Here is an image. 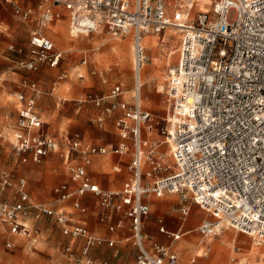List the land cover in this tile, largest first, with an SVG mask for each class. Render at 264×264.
Wrapping results in <instances>:
<instances>
[{
	"label": "built area",
	"instance_id": "2783aa9c",
	"mask_svg": "<svg viewBox=\"0 0 264 264\" xmlns=\"http://www.w3.org/2000/svg\"><path fill=\"white\" fill-rule=\"evenodd\" d=\"M0 1L12 8L19 21L33 22L27 47L11 43L6 48L19 57L16 62L26 71L36 73L45 66L60 65L63 52L46 30L66 11L69 33L75 31L76 38L103 29L114 36L131 35L134 73L133 93L127 102L121 98L124 90L119 83L106 94L85 92L77 101L98 111L99 124L120 112L121 142L83 147L77 133L63 136L64 158L74 161L68 166L71 183L55 187L53 201L31 198L23 177L10 170L0 172V194L13 189L12 199L0 198V224L7 235L29 237L33 229L24 222L29 217L54 219L63 235L83 241L79 256L70 245L63 248L74 263L96 264L90 250L102 244L112 247L115 239L90 234L62 206L71 200L73 209L86 213L78 199L93 194L99 223L107 224L110 232L130 230L136 249L133 264H176L177 256L167 246L152 240L146 245L142 231L150 215L146 199L176 194L183 202L176 208L181 219L189 215L191 203L211 214L213 219L197 227L202 235L226 225L264 243V0H209L210 11L194 14L196 0ZM172 28L181 36L172 52L176 59L168 69L171 115L162 126L154 120V130L164 138L147 139L142 133L153 116L139 101L140 74L149 61L143 39L158 35L165 39ZM19 85L21 90L12 94L17 107L9 143L16 162L38 163L60 145L45 130L37 111L38 82L25 76ZM163 143L170 148L171 162L162 156ZM108 153L129 157L130 178L118 189L100 187L86 169L91 156ZM115 216H119L116 221ZM156 222L158 231L171 241L181 236L179 231L168 230L162 218ZM5 246L12 248L13 243L6 240Z\"/></svg>",
	"mask_w": 264,
	"mask_h": 264
},
{
	"label": "rangeland",
	"instance_id": "374dc122",
	"mask_svg": "<svg viewBox=\"0 0 264 264\" xmlns=\"http://www.w3.org/2000/svg\"><path fill=\"white\" fill-rule=\"evenodd\" d=\"M210 9L209 0H196L192 14L196 11L208 12ZM0 15L3 19L2 27L6 29L0 34V47L9 41L23 45L28 37V26L13 16L8 4H0ZM64 26L62 30L70 39L64 46L57 40L62 36V32L57 31L50 34L55 40L56 46L64 51L65 60L58 69L46 68L36 75L41 88V94L37 100L38 110L49 132L56 137L64 132H77L85 143H114L117 140V135L112 123L107 122L105 125L99 126L96 121L98 111L89 103H84L78 108L75 100L83 97V94L88 91L99 95L104 94L116 83H122L123 88L127 89L125 95H132L131 89L134 86L132 36H114L103 29L76 38L71 35L68 36L67 26ZM52 29L57 30L56 28ZM180 36L181 34L178 33L177 29L172 28L167 31L165 39H162V35L149 36L152 37V44L146 36L143 39L147 46L145 53L149 61L146 63L148 67L145 70L148 80L144 85H141L140 95L144 99L141 107L153 116L142 133L144 138L159 140L164 138L160 135V131L154 130L156 126L154 120L158 121L157 126H162L168 123V118L171 115L172 109H169V106L172 101L169 96L168 69L176 59V52L174 54L172 52L178 46ZM123 42L126 44L124 47ZM170 50L172 51L168 55ZM84 54L86 55V63L82 65L80 59ZM3 71H5L4 77L7 80L4 82L5 85L0 88V133L3 137H0V172L10 170L25 177L32 197L44 202H51L54 199L53 187L61 181L69 180L68 163H63V158L58 152L62 150L61 147L58 148V151L48 154L39 163L19 164L12 157L9 142L13 139L12 127L16 113L13 109L14 105L9 102V99H12L10 94L18 90L17 81L23 75V71L18 69L10 59L3 60L0 58V72ZM62 72H65L66 76L58 79ZM79 74H82L83 77L81 78ZM141 74L143 77V71ZM160 84L164 85L162 91L158 90ZM150 123L152 127L148 128ZM160 150L164 160L171 162L168 144L163 143ZM97 158L102 159L101 173L111 176L113 179L116 173L112 171L109 155ZM121 182L122 179L120 178L119 185ZM12 193V188L6 189L0 194V198L9 199ZM156 200L168 202L165 207L159 204L153 205L152 214L148 219L151 218L156 221L157 215H163L169 223V228L176 229L178 224V212L176 211L179 206L178 195H164V197ZM191 209L193 211L197 209V206L191 203ZM202 218L213 219L209 212L201 209L192 224ZM31 222L32 219H28V223ZM35 224L39 228L38 233L32 234L30 239L16 237L15 246L12 248L5 246V227L0 224V264H71L68 260L69 255L63 251L67 239L62 235L60 226L48 219H43ZM153 228L156 231V227ZM225 228L223 227V232L218 238L220 240L225 239L224 244L228 245L230 249L233 246L243 245V252L247 254L250 252L247 261L255 259L259 253V247L264 249V243L253 245L251 236L237 232L231 227ZM146 229L150 230L149 227ZM147 233L148 235L154 234L150 231ZM189 237L190 235L184 236L178 242ZM200 238L198 236L196 243ZM234 238H242L243 242L237 243L236 240H233ZM183 246L176 245V249ZM193 256L194 252L191 250L186 256L185 264H204L201 258H196L194 262L190 263V258ZM255 260L261 261L259 256ZM245 264H247L246 261Z\"/></svg>",
	"mask_w": 264,
	"mask_h": 264
},
{
	"label": "crops",
	"instance_id": "0c3cea01",
	"mask_svg": "<svg viewBox=\"0 0 264 264\" xmlns=\"http://www.w3.org/2000/svg\"><path fill=\"white\" fill-rule=\"evenodd\" d=\"M0 4H3V2L0 1ZM11 10H12V8H11ZM12 14H13V11H12ZM13 16H14V14H13ZM0 20H1V22H0V34H1L2 32L6 31V29L2 27L3 19L1 17V15H0ZM22 23H24V24H26L28 26V34H29V29L33 25V22L29 21V22H22ZM64 25L67 26L66 27L67 29L69 28L68 27V18H67V12L66 11H63V18L61 20H59V21L55 22L54 24L50 25L49 28H47V30H46L47 36L50 37V39L53 41L55 46H56L55 40L52 38L50 33L54 34L57 31L62 30V28L65 27ZM52 28H56L57 30H53ZM68 36H69V34H68ZM55 38H56V36H55ZM60 38L61 37L57 38V40H59ZM27 41H28V37H27V39H26V41H25V43L23 45L17 44V43H15L13 41H9V42H5V44L0 47V51L4 54L0 58H2L3 60H7V59L9 60L10 59V61L13 62L18 69L23 71V75L17 81V87H18L17 91L21 90L19 82H20V80L23 77L28 76L30 79H33V80L37 81L36 75L38 73L44 71V69L50 68V67L45 66L39 72H36V73L28 72V71H26L25 69H23L22 67H20L18 65L16 60L19 57L16 54H14L12 52H8V51L6 52V48H7V46L9 44L12 43V44H14L16 46H19V47H27ZM143 44L145 45V47H147L144 42H143ZM56 48L61 50L57 46H56ZM61 51L63 52V59H62L60 65L58 67L50 68V69H58L61 66V64L63 63V61L65 60L64 51L63 50H61ZM85 56L86 55L84 54L82 56V58L80 59L82 65L86 63V61L83 62V60H86ZM5 71L0 72V78L2 79L0 88L5 85L4 82L7 80V78L4 77ZM62 74H63V76H61ZM65 76H66L65 72H62L58 76V79H62ZM79 76L81 78L83 77L82 74H79ZM140 78H142V74L140 75ZM146 82L147 81H145L144 83L141 82V85H144ZM119 84L123 87L122 83H119ZM38 85H39V83H38ZM39 88H40V86H39ZM40 90H41V88H40ZM108 90L104 94H106L108 92ZM123 90H124V92H123V95H122L121 98H122L123 101L127 102V101H129L131 96L125 95L127 93L126 92L127 89L123 88ZM17 91H15V92H17ZM131 92H132V89H131ZM10 96H12V94H10ZM39 97H38V99H39ZM140 98H141V96H140ZM79 99L80 98L75 100L77 105H78L77 101ZM9 102L14 105L13 109H14V111L16 113V107H17L16 101H14V99L12 97V99H9ZM140 104H141V101H140ZM80 106L78 105V108ZM36 108H37L38 113L40 114V112L38 110V107H37V102H36ZM40 116H41V114H40ZM120 116H121V113L118 112V113H115L112 116L104 117L103 122L101 124H99L97 122L99 124V126L105 125L107 122L108 123L109 122L112 123V125L114 127V130L116 131V135H117L116 142L107 143V144L85 143V141L79 136L80 139H81L82 146L83 147H87L89 145L96 144V145H104V146H107V147H111V146H115V145L119 144L121 142V139L119 137V127H118V119L120 118ZM15 117H16V114H15ZM41 119H42V117H41ZM42 121L44 122L43 119H42ZM44 128L49 134H51L52 136L55 137V139L59 142V145H60L59 147L62 148V150L58 151V148H59L58 147L55 151H52L51 153L58 151L60 153V156L63 158V163H65V164L68 163L67 165L69 166V164L73 163L74 161L73 160L68 161V160H66L64 158L65 147L62 144V137L67 135V134L68 135H73V134H75L77 132H74V133L64 132L61 135H59L58 137H56L55 135H53L52 133L49 132L48 127L46 126L45 122H44ZM12 133H13V131H12ZM0 137H2V133H0ZM12 138H13V135H12ZM129 146H131L130 143H129ZM168 151H169V147H168ZM169 154H170V152H169ZM106 155H109V157L111 159L110 163H111L112 171L116 173V174H114V178L113 179H112L111 176L103 175L101 173V170H100V167H101V164H102V159L101 158H97V157L106 156ZM12 157H13V153H12ZM128 161H129V157H128L127 154L117 155V154L108 153V154H104V155H94V156L90 157L89 162L86 164V169H87V172H88L89 176L91 177V179L94 182H96L100 187L105 188V189H109V190L118 189V188H121L122 185L124 184V182L130 178V173L127 170V167H126V164L128 163ZM28 163H32V162H28ZM93 168L94 169L96 168V170H93ZM17 176L23 177V176H20V175H17ZM23 178L25 179V177H23ZM120 178L122 179V182L119 185ZM61 183H71L70 175H69V180L68 181L67 180L61 181V182L57 183L53 187L52 190H53V193H54V197L56 196V194L54 192V188L57 187ZM27 190L29 192L28 185H27ZM29 195H30L31 198H33L35 200H38V199L32 197L30 192H29ZM12 196L13 195H11V197L9 199H12ZM159 198H161V197H152L151 196V197H148L146 199V202L150 206V215L152 214V206L153 205L159 204L161 206L163 205V207H165L167 205L168 201H157L156 199H159ZM78 200L83 206H85L87 208V212L86 213L82 214V213H79L78 211H76L75 209H73L71 207V200H68V201L62 203L63 209L66 212H73L74 218L77 221H79L82 224H84L85 227L90 232V234H92L94 236H101V237H106V238H109V239H111V238L115 239V245L112 246V247H109L106 244L105 245L102 244V245L95 246V247H93L90 250V256H91V258L96 260V264L99 261H103V260H106L108 262V264H133L134 263V256H135L136 249H135V246H134V243H133V239L131 237L130 230H128L127 228H117L114 232H110V231L107 230V224L99 223L98 220H97L98 211H99L98 205H97V199H96V196H94L93 194H87L85 196L80 197ZM182 203H183L182 200L179 198V206ZM67 208H69V209H67ZM199 210H201V209L198 206H197V209H194L193 211H192V209L190 207L189 215L187 217H185V218H182V219L180 218V216L178 214V217H177L178 218V224H177V228L176 229L169 228V226H168L169 223H168V221L166 220V218L163 215H157L156 219L158 217L162 218L163 222H164V225L166 226V228L168 230L173 231V232L179 231L181 233V236L179 237L178 240H180L184 236L190 235L189 238H184L180 242H178V240L171 241L170 238L167 235H165L163 233H160L158 231V224L155 221V219H151V218L145 219L143 221V226H142V231H143V234L145 236V244L148 245L149 241L152 240V241H156V242H158L160 244H163V245L167 246L168 249L172 253L176 254V256H177L176 264H185L186 263V256L191 250H193L194 256L190 258V263L194 262L196 260V258H201V260L203 261L204 264H245V261L247 262V264H263L264 263V249H262L261 247H259V253H257V255H256V257H258V256L260 257L261 261L257 262L255 260L256 257H255L254 260L247 261V259L249 258L250 252L248 254L244 253L243 252V245H238L237 247L233 246V248H231V249H230V247L228 245H225L224 244L225 239L224 240H220L218 238V236H220L221 233L223 232V227L229 228L226 225L225 226L223 225L222 227H217L215 232L213 234H211V235H202V233H200L198 231L197 227L202 221L206 220V218H202L201 220L197 221L195 224H192L194 222V220L196 219L197 215L199 214ZM118 218H119V216H115L114 220L116 221ZM28 219H30V217L27 218L24 222L26 224H28L33 229L32 232L35 231L34 233H31V235L29 237H22V236H17V235H7L5 233V228H4V233L6 234L5 241L6 240H10L13 243V247H14L15 246L16 237H22V238L30 239L33 236L32 234L38 233V231H39V228L36 226L35 223H37V222H39V221H41V220H43L45 218H43V219H41L39 221H34L31 218L32 219L31 223H28ZM48 220H51V221L57 223L54 219H48ZM171 223H173V222H171ZM154 226L156 227V231L153 228ZM148 227L150 228V230L146 229ZM60 229H61V227H60ZM146 231L147 232L148 231L153 232L154 234L148 235V233ZM237 232H240V231H237ZM240 233H242V232H240ZM243 234H245V233H243ZM197 235L200 236L201 238L196 243V239L198 238ZM63 236L67 239V243H65L63 248L65 246H67V245H70L73 248L74 255L75 256H79L78 246L80 244H82V242H83L82 239L71 238V237H67L65 235H63ZM248 236H250V235H248ZM233 240H236L237 243L243 242L242 238H237V239L234 238ZM252 240H253V245H259V243H255V239L252 238ZM179 244L180 245H184V246L179 248V249H176V245H179ZM230 254H232V255H230ZM67 255H69L68 260L71 262V264H75L74 260H73V257H71L70 254H67ZM82 264H86V263H82Z\"/></svg>",
	"mask_w": 264,
	"mask_h": 264
},
{
	"label": "bare ground",
	"instance_id": "6f19581e",
	"mask_svg": "<svg viewBox=\"0 0 264 264\" xmlns=\"http://www.w3.org/2000/svg\"><path fill=\"white\" fill-rule=\"evenodd\" d=\"M83 23V25H85V26H90V27H92V23H90V22H88V21H83L82 22ZM94 27H96L97 29H99V27L97 26V25H93ZM99 31V30H98ZM60 32H62V36H61V38L58 40L59 41V43L61 44V45H65V44H67V42H69L70 41V39L66 36V34H65V32L63 31V30H60ZM70 32V30H68V34H69V36L71 35V36H73V37H75L76 35H75V31H71V33L72 34H70L69 33ZM146 38H147V40L148 41H150L151 42V44L153 43L152 42V37H149V36H146ZM123 47L126 45L125 44V42H123ZM148 67V64H145V66H144V70H143V73H144V76L142 77V79H141V81H140V79H139V83L141 84V82L142 83H144L145 81H147L148 80V77L145 75L146 73H145V70H146V68ZM150 68H151V66H150ZM141 75V74H140ZM159 86V91H162L163 89H164V85H162V84H160V85H158ZM133 93V92H132ZM140 94H141V87H140ZM141 96V95H140ZM139 101H141V104H143V102H144V99L141 97V98H139ZM169 152H170V148H169ZM254 239V238H253ZM255 243H258V241L255 239Z\"/></svg>",
	"mask_w": 264,
	"mask_h": 264
}]
</instances>
